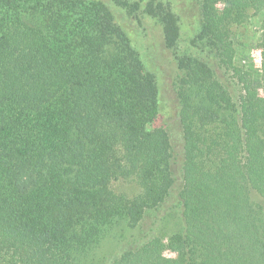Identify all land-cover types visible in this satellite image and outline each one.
Segmentation results:
<instances>
[{
    "label": "trees",
    "instance_id": "16d2710c",
    "mask_svg": "<svg viewBox=\"0 0 264 264\" xmlns=\"http://www.w3.org/2000/svg\"><path fill=\"white\" fill-rule=\"evenodd\" d=\"M198 1L191 45L201 56L179 60L176 86L182 230L167 243L129 246L109 264H264V0ZM57 6L0 0V264H87L115 223L138 226L175 182L170 136L152 126L153 75L140 61L128 79L96 58L79 64L85 39L75 43L74 34L93 26L107 39L109 24L96 31L92 15L71 19ZM251 14L261 22L259 69L236 62L234 28ZM211 58L239 86L237 99ZM143 88L149 95L134 94ZM117 180L139 193H115Z\"/></svg>",
    "mask_w": 264,
    "mask_h": 264
},
{
    "label": "rangeland",
    "instance_id": "374dc122",
    "mask_svg": "<svg viewBox=\"0 0 264 264\" xmlns=\"http://www.w3.org/2000/svg\"><path fill=\"white\" fill-rule=\"evenodd\" d=\"M27 1V0H23ZM55 10V5L63 3L59 11L57 6L56 14H64L71 19L83 18L87 22L88 15L97 19L96 31L99 25L108 23L110 34L107 39L95 34L94 27H87L79 33H75V41L66 39L72 45L73 41L78 43L85 39V46L79 49L85 50L78 54L77 62L87 64L93 58L110 66L119 68L122 78L128 79L129 73L135 71L137 61L144 64L146 71L153 75L157 85L159 110L152 126L164 128L171 140L172 164L171 171L174 177V185L165 202L158 208L148 210L142 221L135 228H129L125 221H118L113 226L110 234L103 243L93 252L87 264H109L123 250L129 246L148 241L153 237H160L167 243L170 236L179 233L183 227L181 204L179 192L182 186V132L177 117L178 102L176 99V86L182 77L179 68V60L190 53L197 57L201 55L192 47V40L201 31V16L198 0H45ZM68 2V4L66 3ZM75 6V7H74ZM167 8L174 15L175 21L169 19L172 26H168ZM222 5H218L221 10ZM51 9V7H50ZM178 19V21H177ZM81 25L84 22H80ZM261 22L259 15H250L249 21L242 26L234 28L236 62L245 68L251 64L259 69L261 65L260 49L258 42L260 38ZM101 27V26H100ZM169 28V35L173 39L167 41L165 28ZM177 27V31L175 30ZM118 35V36H117ZM71 37H73L71 35ZM66 44L67 42L64 41ZM56 50L64 44L56 42ZM60 59L64 56L60 53ZM209 65L216 76L228 88L234 99H237L240 88L236 82L220 69L217 63L211 58ZM133 87V85H131ZM149 95L144 88L141 94ZM152 110V109H151ZM144 109V113H148ZM148 119L145 120L146 125ZM111 188L115 193L125 194L134 197L139 193V188L123 180L113 181ZM252 200L256 203H263L256 194H252ZM164 256L175 259L177 255L170 250L164 251Z\"/></svg>",
    "mask_w": 264,
    "mask_h": 264
}]
</instances>
